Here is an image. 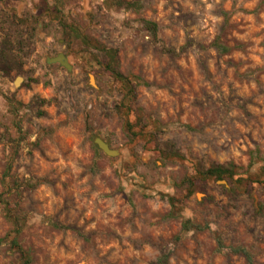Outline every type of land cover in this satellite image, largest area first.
<instances>
[{
  "label": "rangeland",
  "instance_id": "obj_1",
  "mask_svg": "<svg viewBox=\"0 0 264 264\" xmlns=\"http://www.w3.org/2000/svg\"><path fill=\"white\" fill-rule=\"evenodd\" d=\"M134 1L0 0V194L17 137L7 98L26 136L12 164L18 241L30 264H247L219 237L264 264V0ZM59 53L70 70L47 61ZM227 163L230 180L195 177ZM9 230L0 208V240ZM20 263L1 242L0 264Z\"/></svg>",
  "mask_w": 264,
  "mask_h": 264
},
{
  "label": "trees",
  "instance_id": "obj_2",
  "mask_svg": "<svg viewBox=\"0 0 264 264\" xmlns=\"http://www.w3.org/2000/svg\"><path fill=\"white\" fill-rule=\"evenodd\" d=\"M112 1H113V5L124 8L136 9L140 6L139 1H134V0H112ZM70 28L69 30L76 36V38L80 40L82 45H84L85 47L94 46L95 44L97 45L94 39L91 40L87 36H83L75 27L73 28L70 27ZM145 28L148 31V35L151 38V40L154 42H158L159 39L157 33L158 32L157 24L153 21L147 20L145 21ZM67 35H69L68 32ZM211 45L215 50L221 53H225L228 50L226 46H224L221 42H219L218 37L212 41ZM107 56H108V62L106 63V68L114 75L116 81L120 83L125 89L123 101L124 100L126 101L130 97L134 96V88L131 84L130 79L118 71L115 51L114 50L107 51ZM7 100L9 103V110L13 115V126L17 134L16 135L17 137L14 140H12L13 144L11 146V153L8 158V161L6 162L5 170L1 181L3 192L0 194V208L4 214L5 219L11 224V230H9L4 236V238L0 240V243L3 241L6 242L9 245V247L19 255V258L21 260L20 264H30V256L28 252L21 247L18 241L19 234L26 223V217L23 216L19 210L21 188L23 186V183H21L19 179L16 176H14L12 173V164L18 154V147L20 145V142H23L26 137L21 128L20 118L17 109V106L20 107L22 106V104L19 102L15 104L11 98H7ZM119 109L120 108H118L117 106L118 112L121 113V110ZM124 129L126 133L129 135L130 139L138 134V132L132 130V124H130V122L127 119H125L124 121ZM234 168L235 167L232 163L212 164L207 168L197 169L195 177H197L200 180H207L210 178H217V179L227 178L228 180H230L234 175ZM168 202L171 208L173 209L175 207V198L169 196ZM170 215L175 216L173 210L171 211ZM198 228L199 226L191 224V221L188 219H185L181 222L182 231H187L190 229H198ZM217 245L219 249H226L231 253H241L242 255H244L247 264H251L250 255H248V253L243 249H241L240 247H223V244L219 239V237H217Z\"/></svg>",
  "mask_w": 264,
  "mask_h": 264
},
{
  "label": "water",
  "instance_id": "obj_3",
  "mask_svg": "<svg viewBox=\"0 0 264 264\" xmlns=\"http://www.w3.org/2000/svg\"><path fill=\"white\" fill-rule=\"evenodd\" d=\"M49 63H59L60 65L64 66L66 69L70 70L71 65L68 62L67 57L63 53H59L54 57L47 59ZM95 144L97 147L102 150L108 156H116L118 155V150L111 149L107 143H105L100 138L94 139Z\"/></svg>",
  "mask_w": 264,
  "mask_h": 264
}]
</instances>
